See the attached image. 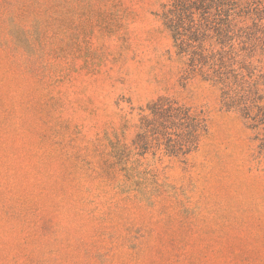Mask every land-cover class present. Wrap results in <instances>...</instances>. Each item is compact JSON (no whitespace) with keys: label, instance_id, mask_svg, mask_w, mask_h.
<instances>
[{"label":"rangeland","instance_id":"374dc122","mask_svg":"<svg viewBox=\"0 0 264 264\" xmlns=\"http://www.w3.org/2000/svg\"><path fill=\"white\" fill-rule=\"evenodd\" d=\"M165 2L0 0V264H264V1L223 72Z\"/></svg>","mask_w":264,"mask_h":264},{"label":"trees","instance_id":"16d2710c","mask_svg":"<svg viewBox=\"0 0 264 264\" xmlns=\"http://www.w3.org/2000/svg\"><path fill=\"white\" fill-rule=\"evenodd\" d=\"M264 0H167L161 6L159 18L171 32L174 43L182 55H189L192 66L212 68L213 71L225 70L224 59L233 57V46L241 37L244 27L236 28L235 22L244 20L253 9L263 5ZM259 8V7H258ZM213 46H218L213 51ZM217 69H214V68ZM216 79L225 78L220 72H214ZM217 75V76H215ZM232 76L237 77L235 73ZM228 93V92H226ZM170 109L167 120L181 130V143L178 148L184 153L195 147L200 130L205 124L198 115L168 104L157 107Z\"/></svg>","mask_w":264,"mask_h":264}]
</instances>
